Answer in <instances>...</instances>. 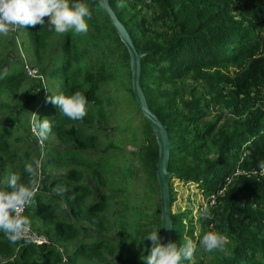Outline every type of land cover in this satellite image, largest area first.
Instances as JSON below:
<instances>
[{
	"label": "trees",
	"instance_id": "1",
	"mask_svg": "<svg viewBox=\"0 0 264 264\" xmlns=\"http://www.w3.org/2000/svg\"><path fill=\"white\" fill-rule=\"evenodd\" d=\"M84 2L86 33L57 34L45 17L0 36V189L11 175L35 187L22 215L50 241L10 243L0 233V264H145L151 242L142 238L160 227L158 148L131 88L127 49L100 1ZM109 3L143 53L139 83L166 126L170 206L175 180L206 197L223 188L203 227L226 236L223 251L203 249L190 209L171 212L173 242L195 245L182 264H264V0ZM19 50L42 79L26 74ZM76 91L90 104L81 121L49 99ZM33 112L53 124L44 143ZM35 160L39 168L24 173Z\"/></svg>",
	"mask_w": 264,
	"mask_h": 264
},
{
	"label": "clouds",
	"instance_id": "2",
	"mask_svg": "<svg viewBox=\"0 0 264 264\" xmlns=\"http://www.w3.org/2000/svg\"><path fill=\"white\" fill-rule=\"evenodd\" d=\"M118 6L122 4L118 3ZM45 17L49 28L57 34L69 31L86 33L89 29L88 22L92 18V10L84 0H0V36H6L13 27L31 28L38 24L44 25ZM25 63L32 67L24 60L23 68ZM37 71L40 77L33 78L42 79L41 73L38 69ZM6 72L7 69L0 71V78ZM49 99L57 106L59 113L72 121H81L90 107L86 96L79 91L70 95L52 94ZM52 127L49 119L39 120L36 135L40 139H46ZM33 165L39 168V160L26 162L24 173L33 174ZM258 167L264 168V161L258 162ZM19 179L17 175L9 176L6 187L0 189V233H3L10 243L18 240L30 243L28 239L30 220L21 214V210L34 203L36 189L30 184L19 183ZM201 215L206 217V210ZM159 229L146 232L142 238L151 242L150 251L142 257L145 264H182V261L192 259L195 251L192 240H185L179 246L174 242L162 243V238L158 234ZM199 243L205 251H223L227 238L218 232H206Z\"/></svg>",
	"mask_w": 264,
	"mask_h": 264
},
{
	"label": "water",
	"instance_id": "3",
	"mask_svg": "<svg viewBox=\"0 0 264 264\" xmlns=\"http://www.w3.org/2000/svg\"><path fill=\"white\" fill-rule=\"evenodd\" d=\"M99 1L110 21L111 26L115 29L119 39L127 49L131 73V88L139 105V108L145 119L150 123L151 129L155 136L158 148V160L156 163L155 175L158 184V205L160 209L161 227L159 234L162 238V243L173 242L170 194L168 187V183L172 175V172L168 170L171 145L166 126L160 121L157 115L149 109L145 95L139 83L141 71L140 61L143 53H138L136 51L126 27L117 17L116 13L109 3V0Z\"/></svg>",
	"mask_w": 264,
	"mask_h": 264
},
{
	"label": "rangeland",
	"instance_id": "4",
	"mask_svg": "<svg viewBox=\"0 0 264 264\" xmlns=\"http://www.w3.org/2000/svg\"><path fill=\"white\" fill-rule=\"evenodd\" d=\"M142 11L145 12L144 9H142ZM17 28H19V27H13L12 29H17ZM23 40H24L23 37H19V39L17 40L18 47L20 46L19 44ZM19 54L22 58V63L24 60L27 63H29L28 57L26 56L24 51L19 50ZM13 55H14V57H16V53ZM10 58L13 59V56H10ZM39 72L42 73L40 70H39ZM116 91L117 90L112 87V89L110 90V93L114 94ZM33 117H34V112H33V116H32V122H33L32 125L34 126L33 129H35L37 131L36 125H37L38 121H35L33 119ZM228 120H230V116L228 115V112H226L225 115L222 116L221 122H227ZM41 141H42V143H44L43 139H41ZM50 141H52L54 143L56 142L52 138ZM128 148H132V146L128 145ZM172 188H173L174 192L176 193V195H175L174 201L171 204V212L172 213H180V212H185L187 209H190L191 213L188 214V216H189V218L192 217V220L194 223V230L199 235L200 234L203 235L205 233V231L207 230V229H204L205 228L204 227L205 220L210 218L209 209L206 207V196L202 195L201 191L195 185H193L191 183L182 184V183L178 182L177 180H175V181H173ZM154 197L156 198V200L158 199V195L154 194ZM205 210L207 212L206 217L201 215V213L204 212ZM187 221H188V219L185 217L183 222L186 223ZM29 228L31 229V226H29ZM62 250H63V252H65L64 247Z\"/></svg>",
	"mask_w": 264,
	"mask_h": 264
},
{
	"label": "built area",
	"instance_id": "5",
	"mask_svg": "<svg viewBox=\"0 0 264 264\" xmlns=\"http://www.w3.org/2000/svg\"><path fill=\"white\" fill-rule=\"evenodd\" d=\"M142 1H143L144 4L145 3L146 4H149L151 0H142ZM24 70L31 77H40V75L38 74L37 69L31 67L30 65H28L26 63L24 64ZM260 95H261V100H260V103L259 104L261 106H264V88H262L260 90ZM229 181H230V178H227L225 184L229 183ZM222 192H223V188L218 189L215 194L208 195L206 197V207L208 208L211 205H213L215 203V200H216V195L222 194ZM23 211H24V208L21 210V214H23ZM28 239L31 241L30 243L35 244V245L50 244V241H49V239H48L47 236H45V235H43L41 233L36 232L32 228L31 229L29 228V231H28ZM57 248L60 251H62V248H60V247H57Z\"/></svg>",
	"mask_w": 264,
	"mask_h": 264
}]
</instances>
